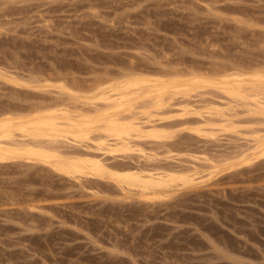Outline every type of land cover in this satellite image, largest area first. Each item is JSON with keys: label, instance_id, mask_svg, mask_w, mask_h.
<instances>
[{"label": "rangeland", "instance_id": "374dc122", "mask_svg": "<svg viewBox=\"0 0 264 264\" xmlns=\"http://www.w3.org/2000/svg\"><path fill=\"white\" fill-rule=\"evenodd\" d=\"M263 59L264 0H0V109L52 104L66 79L93 95L83 87L120 72L219 78L223 66ZM207 88L167 94L172 117L157 123L172 136L162 143L135 140L114 154L60 143L65 154L97 155L115 169L194 176L160 199L41 163L0 162V264H264V154L255 143L264 121ZM216 103L223 121L204 111ZM229 120L236 128L223 130Z\"/></svg>", "mask_w": 264, "mask_h": 264}, {"label": "bare ground", "instance_id": "6f19581e", "mask_svg": "<svg viewBox=\"0 0 264 264\" xmlns=\"http://www.w3.org/2000/svg\"><path fill=\"white\" fill-rule=\"evenodd\" d=\"M244 63L242 64L244 65ZM255 65L251 66L248 63L247 66L245 64L242 67L240 64V66L231 67L232 70L227 68L228 66H223L228 70H222L221 67L218 70L217 67L216 70L219 73L221 70L223 71L219 78H210L209 76L211 75H208L207 77L209 78L193 77L190 79H177L174 76L173 79L164 80L159 77L152 78L136 73H129L120 78L118 75L121 72L119 74L116 72L118 74L116 76L102 77L98 81H95L96 83L93 85L91 84L88 87L86 85V87L82 86L84 89L93 90L91 92L95 93L93 95L80 94L81 91H78L82 90V88L77 90L79 86L76 84V91L74 87L67 86L68 82L67 85L65 84L67 79L66 81L64 80L65 83L61 82L62 84L59 81V85L56 86L55 90H57L58 98L61 97L58 101H55L53 99L57 95L54 96L52 101L55 102L52 104L40 103L38 105H29L28 107L26 104L24 107L23 104V107L20 108L8 107L11 105L7 107L3 105L6 108L1 107L0 162L23 160L41 163L59 174L76 179V181H83V179L86 181L90 177L109 179L123 192L124 190L135 191L143 199H160L169 195L174 186L192 183L194 176L185 172H174L165 169L149 170L128 166L115 169L114 166L106 164L97 155L65 154L61 150L62 144L60 145V143L82 144L84 142H93L96 150L112 154L115 152L125 153L131 150L132 142L135 140L148 138L162 143V141L164 142L165 139L172 136L171 132L165 128L167 124L157 123L168 118V115L165 118L164 113L169 106H172L169 101L172 100V97L169 99L167 94L172 95L176 93L178 95L182 93L189 98V93H194L201 88H204V90L209 89L207 87L215 88L219 90V93H223L222 95L228 98L223 100V104L225 101L232 102L228 108L230 107V109L233 108L234 110V106H240L249 113V117L253 116L264 121V65L260 67ZM215 67L213 66V68ZM172 72L174 71L172 70ZM111 73L115 74L114 71ZM179 76L182 77V74ZM179 76L177 75L178 78H180ZM53 77L55 78V76ZM73 83L75 86V81ZM88 89L84 91L86 92ZM50 99L48 100L49 103ZM180 103L178 107L181 106L182 110L190 109L189 107L193 106L188 101ZM218 104L209 108L204 107V111L208 112L210 119L217 117L219 118L218 121H223L225 120L223 118L225 107L222 106L224 109L220 105L218 107ZM178 107L176 106V108ZM194 109L196 108L192 107V111ZM22 110L26 111L23 112ZM227 112L232 113V111ZM196 114L199 117L200 113L199 115L198 112ZM208 114L206 113V115ZM206 115H203L202 120L208 123V119L204 117ZM231 115L227 114V116ZM170 117L172 116L169 115ZM231 117L229 118L231 119ZM215 120L217 121V119ZM232 120H229L231 123L219 122L221 127H224L223 130H227L226 128H236V125L232 124ZM210 121L209 123L211 124L212 121ZM215 122L213 124H216ZM206 125H201V127L203 126L205 130ZM207 132L206 134H208ZM203 133L205 132L203 131ZM255 143L257 144L256 148H258V151L264 154V135H257ZM178 186L181 187L180 185Z\"/></svg>", "mask_w": 264, "mask_h": 264}]
</instances>
